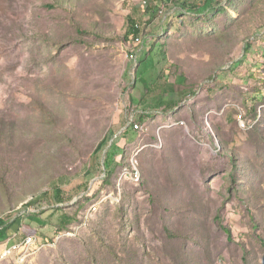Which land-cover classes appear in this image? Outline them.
Returning <instances> with one entry per match:
<instances>
[{"label": "rangeland", "instance_id": "1", "mask_svg": "<svg viewBox=\"0 0 264 264\" xmlns=\"http://www.w3.org/2000/svg\"><path fill=\"white\" fill-rule=\"evenodd\" d=\"M145 1L0 0V264H264V0Z\"/></svg>", "mask_w": 264, "mask_h": 264}, {"label": "trees", "instance_id": "2", "mask_svg": "<svg viewBox=\"0 0 264 264\" xmlns=\"http://www.w3.org/2000/svg\"><path fill=\"white\" fill-rule=\"evenodd\" d=\"M158 4L163 2L164 0H157ZM202 0H175V4L177 7H179L182 11L184 12H189L190 10H194L200 7V2ZM214 1H219V0H204L205 4H211L214 3ZM145 6H144V15L147 14L149 15V18L147 19V21H152L155 18V14H156V6H154V3L152 0L149 1H145ZM160 16H167V13H165V10H158ZM141 14V16L139 15ZM146 21V22H147ZM146 27H144V23H143V16L142 13L140 12L139 9H135L133 11V13L129 14L128 16V27L127 30L125 32V35L123 37V40L126 43L132 42L134 46H136L138 48L139 45H141V41L144 39V36L146 35ZM251 45V44H250ZM246 51H248V49H246ZM257 67V71L256 73L259 74L261 73V79H259L260 81H262V83L264 84V67H261V64L257 62V64L255 65ZM256 76V78H259L258 76ZM260 93H263V91H259ZM258 97V96H257ZM256 97V100L258 99ZM141 120H145L149 115L144 113L143 115L141 114ZM128 131H131L132 133H135L136 130L134 129L133 125H130L129 127L126 128V130L124 131V133H127ZM116 144V143H115ZM115 144H113L115 146ZM116 148L113 150V153H111V156L116 155ZM110 154L108 153L107 156V160H106V168L108 169L110 166ZM236 165L234 164V169H236ZM109 171V170H108ZM234 179V178H233ZM60 199V198H59ZM63 200L60 199V202H62ZM251 221H252V227L254 230H258L260 228V222H258V220L252 215L251 216ZM6 225L0 224V230H4ZM224 230L226 231V233L231 237L232 233L231 231L227 228L224 227ZM4 234V233H3ZM0 233V235H3ZM31 236V235H29ZM28 237V236H26ZM25 237V238H26ZM258 239L261 242L262 246L264 247V236L262 234H258ZM20 239H15V242H19ZM1 254V253H0ZM245 264H251L248 257H247V250L245 249V255L243 258Z\"/></svg>", "mask_w": 264, "mask_h": 264}, {"label": "built area", "instance_id": "3", "mask_svg": "<svg viewBox=\"0 0 264 264\" xmlns=\"http://www.w3.org/2000/svg\"><path fill=\"white\" fill-rule=\"evenodd\" d=\"M134 122H135L134 119H132L129 122V126L133 125L134 129L136 131H139L140 123H138V122L134 123ZM40 244H42V243L40 242V239H39L38 235H36V234H35V239H32V240H25V237H24V238L20 239L19 243H8V245L5 246V248L2 250L0 257L1 258L8 257V253L10 252V250H20V255H22L23 250H25L28 245H35V248H36Z\"/></svg>", "mask_w": 264, "mask_h": 264}, {"label": "bare ground", "instance_id": "4", "mask_svg": "<svg viewBox=\"0 0 264 264\" xmlns=\"http://www.w3.org/2000/svg\"><path fill=\"white\" fill-rule=\"evenodd\" d=\"M32 239H35V238L30 237V238H27L26 240H32ZM17 243H19V242H17ZM28 246H31V245H28ZM18 251H20V250H10V252L8 253V257H10L11 255H13L14 253H16ZM3 258H7V257H3Z\"/></svg>", "mask_w": 264, "mask_h": 264}, {"label": "crops", "instance_id": "5", "mask_svg": "<svg viewBox=\"0 0 264 264\" xmlns=\"http://www.w3.org/2000/svg\"><path fill=\"white\" fill-rule=\"evenodd\" d=\"M3 249H4V248L2 247L1 250H0V253L2 252Z\"/></svg>", "mask_w": 264, "mask_h": 264}]
</instances>
